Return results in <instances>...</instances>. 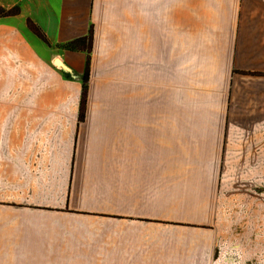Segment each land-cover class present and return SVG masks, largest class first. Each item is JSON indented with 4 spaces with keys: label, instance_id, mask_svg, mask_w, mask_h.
I'll list each match as a JSON object with an SVG mask.
<instances>
[{
    "label": "crops",
    "instance_id": "0c3cea01",
    "mask_svg": "<svg viewBox=\"0 0 264 264\" xmlns=\"http://www.w3.org/2000/svg\"><path fill=\"white\" fill-rule=\"evenodd\" d=\"M0 6V264H264V0Z\"/></svg>",
    "mask_w": 264,
    "mask_h": 264
},
{
    "label": "trees",
    "instance_id": "16d2710c",
    "mask_svg": "<svg viewBox=\"0 0 264 264\" xmlns=\"http://www.w3.org/2000/svg\"><path fill=\"white\" fill-rule=\"evenodd\" d=\"M15 11L16 10H13V9L6 10L0 6V16L12 14ZM29 24H30L31 29L34 32H36V34L41 36L39 30L31 22ZM66 46L71 49L82 48L86 52V62H85L84 76H83V81H82V91H81V108H83L86 95H87V82H88V73H89L90 52H91V47H92V30H90V33L88 36L71 41Z\"/></svg>",
    "mask_w": 264,
    "mask_h": 264
}]
</instances>
